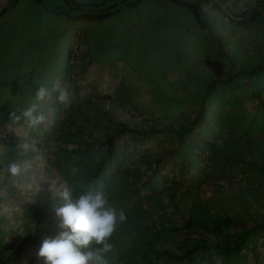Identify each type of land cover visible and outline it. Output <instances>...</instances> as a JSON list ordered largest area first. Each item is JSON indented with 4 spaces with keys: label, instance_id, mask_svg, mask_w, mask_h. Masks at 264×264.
<instances>
[{
    "label": "rangeland",
    "instance_id": "1",
    "mask_svg": "<svg viewBox=\"0 0 264 264\" xmlns=\"http://www.w3.org/2000/svg\"><path fill=\"white\" fill-rule=\"evenodd\" d=\"M185 1L195 2V0ZM10 2L12 6L0 15V21H11L8 22L6 33L41 37L40 43L32 44H36L40 51V54L35 56H41L44 60L41 62L40 70H37L38 73L26 76L24 81L32 77L35 79L41 73L43 80L39 86L43 85L50 89L49 85L52 82L56 83V73L62 66V70L67 69L70 75V84L78 86V77L81 74L79 68L81 65L84 66L85 70L80 78L86 84L88 82L91 90L96 91L97 94L106 93L97 104L103 102L118 104L120 101V105L113 107L89 106L92 112H89L88 116V138H92V134L96 132L95 126L108 133L117 127L118 119L127 121L131 127L139 128L140 133L135 134V138L131 139L130 144L134 146V152L131 151L127 156L128 159H138L149 154L150 160H153V156L157 155L155 151L164 152L174 145L171 137L174 129L189 123L197 109V101L210 79V72L203 65V60L207 56L221 60L226 66L225 71L230 70L229 72L240 74L233 80L238 79L241 82L242 74L245 76L246 70L250 68L251 70L255 68L254 75L257 72L264 74V0H218L216 1L218 7L202 4L199 8L205 27L198 24L188 8L172 0H138L137 2L136 0H10ZM124 3L128 5L124 6ZM106 9H113L112 15L99 20L79 16L80 13H95ZM219 45L223 48V53H218ZM73 46L74 49L70 54L69 49ZM51 52V62L45 64L44 61L48 59L45 56ZM258 64L261 65L259 71H257ZM247 78L244 90L250 92L251 88L255 87V83L253 79L247 80ZM261 85L258 87L261 88ZM262 92L264 94V90ZM107 98L114 99L106 101ZM42 103L43 100L41 105ZM19 107L22 113L28 105L22 103ZM64 108L68 110L67 107ZM214 108L218 111L217 106ZM228 115L229 117L221 115V118L231 121L233 114ZM228 120H223L218 126L221 131L227 128ZM259 123H261L260 127L254 125L251 130L260 131L261 127L264 128V113ZM245 129L247 130L246 126ZM150 130L157 131V140L149 138L153 135L148 132ZM198 130L202 131V126L198 127ZM144 131L148 132L149 136H142L141 133ZM211 133H206L205 137ZM257 134L260 140L258 144H255L256 138L249 142L248 147H244L241 143L230 144L229 154L232 153L233 158L227 163L225 184L216 193L222 210L218 208L212 192L214 180L218 179L214 177L215 170L211 166L214 160L219 161L217 157L211 154L205 157L203 163L208 166L207 178L202 181L201 186L186 187V196L195 201L197 216L202 219L205 227L211 226L210 219H219L223 213L237 215L247 222L249 217L257 219L264 215V174L255 184L247 182L249 177L246 178L247 183L244 182L258 191V198L254 201L249 192H244L241 200L239 194L236 196L232 193L231 186L240 183L241 175L238 168L239 165L244 167L248 164L244 162L245 159L250 162L255 161L253 165L261 164L259 158L264 150V136L259 132ZM161 135L166 138V142H159ZM120 141L123 139L121 138ZM194 144L205 152L211 150V146L201 142ZM98 156L94 153L91 161H96ZM160 168L168 176L170 172L175 171L176 163H162ZM255 171L250 168L246 174L252 175ZM150 172L148 168L143 170L141 175L136 176L135 181H138L136 186L139 185V179L151 178V189L154 193L148 200H151V203H158L156 199H159L162 203L163 198L159 197L158 191L165 188L164 182L158 179L159 183H157L158 180L154 178L156 174H152L151 170ZM171 181L175 187L179 189L183 187L178 178ZM218 182L222 181L218 180ZM158 185L161 186L157 187ZM183 201L182 203L185 202ZM244 204L251 210V214L244 211ZM186 207L187 204L184 203L180 209L184 212ZM188 235L195 237L196 233L189 231ZM235 235L236 230L229 224L217 239L226 241L229 245L228 241ZM214 238V234L209 232L206 237L209 245L214 243ZM220 248L212 246L208 251L209 254L218 251L217 264L236 262L233 254L224 253ZM194 255L191 256L193 258L183 257L181 252L177 261L179 264H202L198 262V258H194ZM251 259L247 253H242V264H253ZM256 262L264 264V251L258 255Z\"/></svg>",
    "mask_w": 264,
    "mask_h": 264
},
{
    "label": "crops",
    "instance_id": "2",
    "mask_svg": "<svg viewBox=\"0 0 264 264\" xmlns=\"http://www.w3.org/2000/svg\"><path fill=\"white\" fill-rule=\"evenodd\" d=\"M11 6L10 0H0V15ZM8 22L0 21V264H44L43 259L37 257L42 241L54 238L61 231L56 227V215L45 211V208L62 206L64 201L58 192L65 184L72 187L73 200L87 191H103L111 206L125 213L124 225H119L110 239L114 245L108 254L110 264H179L178 250L184 245V230L180 226L188 207L184 212L180 209L182 214H179L177 204L174 206L165 196L162 203H151L148 198L154 192L147 182L149 178L139 179L136 186L138 181H135L136 176L131 174L130 168L138 167L142 172L149 168L150 172L154 163L150 157L147 162L128 159L131 151L134 152L130 142L135 134L123 132L116 135L114 153L117 158L110 162L104 161L103 138L107 133L95 126L98 129L95 128L92 138H88V116L92 112L89 106L113 107L120 105V101L118 104H97L106 93L97 94L88 82L86 84L80 78L84 66L79 68L78 86L70 84L67 69L62 70L61 66L56 73V83H48L49 95L41 105V101L35 99V90L43 80L41 73L35 79L32 77L24 81L26 76L38 73L44 60L35 56L40 54L36 44L41 42V37L19 33L8 35ZM45 57L48 59L44 63L50 64L52 52ZM57 84L68 89L70 95L67 102L57 100L59 93L54 87ZM111 99L114 98H107L106 101ZM22 103L28 107L37 104V110L44 113L46 122L33 128L23 118L16 120L10 114L16 112L20 116L19 106ZM93 112H96L95 107ZM120 122L130 126L127 121L118 119L117 127L108 133L119 129ZM152 134L149 138L156 136ZM1 135L11 142H3ZM121 138L123 141H120ZM24 140L35 142L27 152L20 147ZM94 153L99 156L92 162ZM13 162L21 165V173L17 176L8 171L9 164ZM154 178L158 180L157 176ZM163 182L165 188L171 184L169 174ZM50 217L54 220L44 219ZM36 239L38 243L30 242ZM205 257L206 254L203 255Z\"/></svg>",
    "mask_w": 264,
    "mask_h": 264
},
{
    "label": "trees",
    "instance_id": "3",
    "mask_svg": "<svg viewBox=\"0 0 264 264\" xmlns=\"http://www.w3.org/2000/svg\"><path fill=\"white\" fill-rule=\"evenodd\" d=\"M137 1L138 0H136V2ZM172 1L188 8L192 12L198 24L202 27L205 26L203 25L201 11L199 7H201L202 4H210L214 7H218L216 3V1L218 0H195L194 3L185 0ZM124 4V6L128 5L127 3ZM112 13L113 9H106L102 11H97L95 13H80L79 16L82 18L99 20L111 16ZM69 52L70 54L72 53L71 48L69 49ZM218 53H223V48H220V45L218 47ZM203 65L210 72V79L208 80L207 86L203 90L202 95L197 101V109L193 117L189 120L188 124L181 125L176 130L174 129L173 135L171 136L174 145H171L164 152H154L157 155L153 156L154 168L152 170V174H156L155 176H157V178L163 182L166 173H163L162 170H159L160 164L176 163L175 171L173 170L172 172H170L171 175L169 174V177L171 178V180H176L178 178L181 181V184L183 185V187H180L179 189V187H174V185H172L171 183L166 188L161 189V191H158L160 192L159 197L165 196V198L171 200V203L174 206H176L177 204L179 214L182 212L180 211V207L184 203H186L188 207V211L184 213V215H182L183 224L182 226H180L182 227V230H184V233L182 234V240L184 242V245L181 248L180 253L177 254V256L179 254L181 255L182 252L183 257L190 258L194 255L195 252H197V254L194 255V258H198V261H200V263L217 264L216 262L218 261V259L216 255H218V251L212 252L210 254L208 253V251L212 248V246H218L221 247L220 250H222V252L224 251V253L233 254V257H235L236 262L234 261L231 264H242L243 261H241V257L242 253L244 252L251 256L253 264H258L256 262V259L258 255L261 254L262 251H264V215L262 217H258L257 219L249 217V221L247 222L241 220L237 215H227L226 213H223V215L219 219H210L212 222L211 226L205 227L202 219L197 216L195 201L191 198H187L186 196V187L201 186L202 181L207 178L208 169V166L204 165L203 161L208 154H211L214 157H217V159H219V161L214 160L211 166L214 167L213 170H215L214 177H216V179H218L219 181H222L218 182V180H214L215 182L212 186V192L214 193L213 196L217 201L218 196L216 193L225 184L224 179L226 176V167L228 166L227 163H230V160L233 158L232 153L229 154L231 150L230 144L241 143V145H244V147H248L250 146L249 142H251L255 138V144L260 143L257 133L259 132L264 136V128L261 127L260 129L262 130L260 131H255L251 129H253L254 125L260 127V118L264 113V94L262 92L264 90V83L262 84L264 74L257 72V74L254 75L253 73L255 72V68L252 70L250 68L249 70H246L245 76L244 74H242L243 78L241 79V83L240 81H238V79L233 80L236 77L240 76V74L238 75L235 72H229L230 70L225 71L226 66L223 65L222 61L219 59H211L207 56L203 60ZM259 69H261V65L258 64L257 71H259ZM247 77L249 79L251 78V80L253 79V82L255 83V87H252L250 92L244 90L245 84L247 82L245 80ZM258 85H261L262 87L259 88ZM216 106L218 107V111H216L214 108ZM231 110H234V112H232ZM228 114H233V119H231V121H229L227 118H221V115H226V117H229ZM223 120H228V126L225 130L221 131L218 126L223 123ZM119 125V129H117L118 131L116 130L111 134L107 133L103 138V143L105 145V162L114 161L117 158L115 157L114 147L116 142V135L118 133H139V128L130 126L128 127L125 122H120ZM201 126L202 131L199 132L198 127ZM245 126L247 127V130L245 129ZM148 132L157 134V131L154 130H150ZM148 132H143L141 134L142 136H145L144 133L149 134ZM210 132H212L211 135H207L208 137H205L206 133ZM151 138L157 140V136H152ZM159 140L160 143L162 141H167L166 138H164V136L162 135ZM196 142H201L203 144H206L207 146H211L212 152L210 149L209 153L205 152L204 149L202 150L200 148L195 147L196 145L194 143ZM241 145L238 147L240 148ZM149 157L151 158V156H149L148 154L145 157L141 156L138 159H144V162H147ZM259 161L261 162V164L258 163V165H253L255 161H253V163L250 162L248 159H245L244 162L248 164H246L244 167L242 165H239L238 170L239 175H241L240 183H237L235 185L231 184V186L233 187L232 193L236 196L237 194H239L241 200L244 196V192H249L250 197L253 201L258 198V191H256L250 186H247L245 183L249 182L255 184L259 177L264 174V150L263 153L260 154ZM197 163H199V165H197ZM250 168L255 169L256 171L252 173V175H247L246 171H248ZM130 172L132 175L137 176L139 172L142 171L139 170L138 167L133 166L132 168H130ZM248 177L249 179L246 182V178ZM147 182L149 183V187H151L152 179L149 178ZM154 184L155 183H153V185ZM156 200L159 204L161 203V200ZM182 201L184 203H182ZM217 204L218 208L222 210L219 207L220 200L217 201ZM56 208H58V205H51L50 207L45 208V211H50L52 214H55ZM243 208L247 214H251V210L247 207V205L244 204ZM44 219L47 221L54 220L51 217L49 219ZM56 220H58V217L56 218ZM229 224H231L236 230V235L233 238L231 237V240L228 241L229 245H227L226 241L222 242L221 240L219 241L217 238L221 236L222 230L225 229L226 226H228ZM44 230L47 231V227H45ZM189 231H194V233H196V236L191 237L190 235H188ZM209 232L213 233L215 236L213 240L214 243H211L210 245L208 243L209 241L206 240V237H208ZM201 235H203L204 237H202ZM30 242L38 243L39 240L36 239ZM204 254H208V258H203ZM179 258L180 257H178L177 259Z\"/></svg>",
    "mask_w": 264,
    "mask_h": 264
},
{
    "label": "clouds",
    "instance_id": "4",
    "mask_svg": "<svg viewBox=\"0 0 264 264\" xmlns=\"http://www.w3.org/2000/svg\"><path fill=\"white\" fill-rule=\"evenodd\" d=\"M58 91L57 100L67 102V88L54 86ZM49 95L48 89L41 85L35 90V99L43 100ZM38 105L33 103L23 110L20 116L15 112L10 115L16 120L25 119L30 127L36 128L46 122V116L39 112ZM34 141L24 140L20 147L27 152L34 147ZM21 165L10 163L8 171L17 176ZM73 189L65 184L58 195L64 201L55 209L58 217L57 227L61 231L54 238H45L37 252L44 264H109L108 254L114 245L110 242L113 233L125 219L123 210L118 211L109 203L103 191H87L72 199Z\"/></svg>",
    "mask_w": 264,
    "mask_h": 264
},
{
    "label": "built area",
    "instance_id": "5",
    "mask_svg": "<svg viewBox=\"0 0 264 264\" xmlns=\"http://www.w3.org/2000/svg\"><path fill=\"white\" fill-rule=\"evenodd\" d=\"M71 49L73 50L74 49V46L73 47H71ZM1 138H2V141L3 142H11V140L10 139H8L7 137H4V135H1Z\"/></svg>",
    "mask_w": 264,
    "mask_h": 264
}]
</instances>
